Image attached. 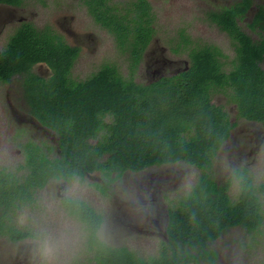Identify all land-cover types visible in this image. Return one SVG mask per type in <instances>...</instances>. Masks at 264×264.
Segmentation results:
<instances>
[{
	"label": "trees",
	"instance_id": "obj_1",
	"mask_svg": "<svg viewBox=\"0 0 264 264\" xmlns=\"http://www.w3.org/2000/svg\"><path fill=\"white\" fill-rule=\"evenodd\" d=\"M235 7L209 14V19L236 42V55L228 71L223 68L220 49L195 45L184 46L187 69L151 84L123 78L112 64L77 82L69 77L76 49L30 26L18 30L1 54L0 80L21 76L32 113L60 138L62 158L42 160L46 167L39 171L40 181L48 177L70 179L92 169L137 172L180 162L200 171L192 190L169 208L167 243L157 256L146 259L125 247L105 245L95 235L99 215L84 204L74 205L72 213L81 214L90 234V264H214L217 254L211 244L219 236L231 228L252 233L261 227L259 196L264 198V183L254 186L246 174H238V194L232 201L228 195L231 179L217 183L208 172L231 129L228 114L211 103L213 94L226 92L238 117L264 127V73L259 67L264 41L252 42L237 27ZM92 12L126 56L133 73L155 34L150 5L136 0L130 1L124 12L111 6ZM37 63L49 68V79L32 72ZM106 116L108 123L103 120ZM87 138L97 139V144L90 145ZM102 154L108 157L99 164L96 159ZM30 161L33 171L34 162ZM11 176L0 172V207L10 204L16 209L25 200L21 192L35 178L23 187L6 180ZM0 233H6L2 217Z\"/></svg>",
	"mask_w": 264,
	"mask_h": 264
},
{
	"label": "flooded vegetation",
	"instance_id": "obj_2",
	"mask_svg": "<svg viewBox=\"0 0 264 264\" xmlns=\"http://www.w3.org/2000/svg\"><path fill=\"white\" fill-rule=\"evenodd\" d=\"M26 1L27 0H0V56L7 48L11 37L18 30L26 29L30 26L39 32H49L51 34V38H53L55 42H57V40H61L68 47L76 49L77 55L72 68L70 69L69 77L71 80L77 82L84 80L85 78L80 79L73 76V68L84 50L88 49L93 51L96 48L93 34L90 30H88V24L86 22H81L79 25L75 26V18L73 16L69 19L67 16H62V24L58 23L57 27H51L46 24L37 25L32 16L28 17L32 14L31 12L33 8L26 11ZM130 1L118 8L117 5L112 4L111 0H70L68 5H62V7H65L68 11L76 10V14H80L83 18H85V21H90L94 26H97L101 30H105L107 32V30L102 27L100 23L95 21L92 10L96 11L97 9H105L108 6H111L113 8H117L118 11L124 12L126 7L129 6ZM145 1L150 5L151 13L154 15L151 3L149 0ZM202 1L204 3V10L201 11L200 19L203 22L214 26L218 29V31H221V29L209 19V14L214 12L221 14L223 10L234 8L236 6L234 17L237 27H239L240 30L252 40V42L264 41V0H212L214 4L208 7L206 6L205 0ZM60 2L62 1L60 0ZM72 2H74V5L71 4ZM35 15L36 14L34 13V18ZM188 29H183L182 32L179 33V46L194 47L196 45L218 48L214 43H211L206 39H204L201 43L198 42L194 44L190 38L191 31ZM221 32H223L229 42H231L233 50V54H231L229 61L224 62L223 64L224 70L227 71L228 69L225 66L229 65L228 68L230 70L232 61H234L236 55V42L233 41L227 33L224 31ZM155 36L156 31L149 40L148 45L142 54L141 62L137 68V70L141 69L142 64L145 65L146 77L144 78L146 80L136 81V83L151 84L162 77L176 75L188 67V58L187 60H182V62L179 60H167L163 55V49L159 50L157 48V40ZM225 57L226 54H224L223 58ZM181 63L182 65H180V67L171 69L173 65ZM263 64L264 54L259 63V67L264 73V67L262 68ZM150 69L151 71H149ZM166 70H169V73H167ZM148 71L150 74H148ZM32 72L44 79H49L52 76L49 68L43 63L35 64L32 67ZM15 80V87L7 88L5 91L2 90V92L0 89V96L4 103L6 116L5 121L8 119V124L10 125L6 128V137L9 138V140L5 139V144L10 145V149L15 153L16 158L20 162L14 171L3 168L0 169V172L10 173L12 176L6 180L11 184L14 180L17 185H21L23 187L29 179L35 178V180L29 183L21 192V195L25 200L21 201L16 209H14L10 204L0 207V217H2L3 228L6 231V233H0V240H5L11 245H20L25 241H30L33 232L35 231V228L27 222L22 225L18 223L17 217L23 208L37 210L40 208V205H50V196H52V204L55 203L58 211L72 213L74 211V207L69 206L63 196L64 191L69 186L70 179L48 177L46 181H40L41 176L39 175V171L42 170L43 167H46L44 163L41 164L42 160L54 161L62 158V154L59 150L60 138L52 128L39 121L32 113L31 108L27 104V91L22 88L21 76H12L8 81L0 80V84L10 85L14 83ZM230 105V115L233 116H230L229 119L231 129L227 140L222 144L220 150L223 149L229 141L234 139L237 132L245 131V125L256 124L260 126L259 131L253 132L256 137L255 139H251L250 134L245 136L246 138H249L246 142L258 143L260 141V135L264 133V127L256 121H250L238 117L236 105L234 103H231ZM216 106L220 107L228 114L224 104ZM103 120L108 123L110 118L106 116ZM85 141L90 145L97 144V139L87 138ZM241 148L242 145L236 140L235 144L233 143L231 151L239 150ZM107 157V154H102L98 156V159L96 160L99 164L101 162V164H104ZM30 160L34 162L32 163L33 171L30 167ZM90 164L91 163H89V165ZM169 165L173 164L150 167L137 172L126 170L121 173H109V170L107 169H92L91 171L85 170L81 176H75L79 178V181H86L90 184V186H93L96 192H98V194L102 197H105L107 201L106 208L108 209H106V212L103 213L100 210L98 211L95 207L94 199L89 192H80L81 199L79 204H84L88 209L99 215L100 223L95 235L100 241H102L105 245L114 248L124 247L114 246L110 243L112 237H105L107 232L112 233L114 231L116 233V231H127L129 233L135 231L139 234L159 239L160 250L158 254L160 253L162 250V244L167 243L168 240L166 229L169 220V207H166V205L164 206V203L162 205L159 204V201H163V198H159V196H161L162 190L169 186L170 180L174 179V173L171 169H169ZM44 171L47 172L46 169H44ZM238 174H246L251 180L246 171H235L233 177H235V181H237V183ZM127 175H130V177H127ZM228 180L229 179L216 182L223 183ZM230 181H232V178ZM49 187L54 188L55 195L51 194V192L47 190ZM230 187L231 184L229 189ZM42 193H45V195L42 196ZM5 199L7 203H10L8 196H5ZM74 215L84 228L85 246L87 253L90 255L89 258H91V251L87 245V241L90 237L87 224L84 222L81 214L79 216L76 214ZM14 233L17 235L18 239H13ZM19 253H24L22 246L20 247ZM86 264H90L88 260L86 261Z\"/></svg>",
	"mask_w": 264,
	"mask_h": 264
},
{
	"label": "rangeland",
	"instance_id": "obj_3",
	"mask_svg": "<svg viewBox=\"0 0 264 264\" xmlns=\"http://www.w3.org/2000/svg\"><path fill=\"white\" fill-rule=\"evenodd\" d=\"M27 0L26 11L33 8L32 14L28 17H33L37 25L46 24L48 26L57 27L61 23V17L71 16L75 18L74 25H79L81 22L88 24V30L93 34L95 50H84L79 59L76 61L73 68V76L75 78H87L95 73L105 64L115 65L119 74L126 79L131 78L136 81H145L146 67L142 64L141 69H136L130 73L127 66L126 56L119 52L113 37L105 30H101L97 26L91 24L90 21H85L80 14H76V10L68 11L62 5H68L70 0ZM130 0H111L112 4L119 7L123 6ZM154 12V25L156 31L157 48L163 49V55L167 60L175 61L187 60L184 47L179 46V33L184 29L191 31L190 38L196 43H201L204 39L214 43L220 51L226 54L225 58H221L222 63L228 62L231 54H233L231 42L226 35L218 31L214 26L208 25L200 19L201 11L204 10L202 0H149ZM206 6L213 3L212 0H205ZM74 5V2L71 3ZM34 13L35 18H34ZM24 15V14H22ZM188 31V32H189ZM255 37V36H254ZM192 42V43H193ZM165 48V49H164ZM173 49H178V52H173ZM189 63V62H188ZM181 64L173 65L171 69L180 67ZM229 70V65L225 66ZM264 64L262 65V68ZM168 69V68H167ZM227 70V71H228ZM151 71V69L149 70ZM148 71V74L150 72ZM169 73V70L167 71ZM16 80L10 85H1L0 89L5 91L7 88H14ZM226 91V90H225ZM226 92H218L212 95L211 100L215 105L224 104L228 111L230 119V104L227 99ZM1 99V96H0ZM5 108L3 99L0 100V169H8L14 171L20 162L15 153L10 149V145L5 144L7 138L6 128L8 119L5 121ZM245 131L236 133V138L229 141L223 149H221L214 157L210 169V176L215 181L231 179V187L228 195L232 201L236 200L238 194V183L235 181L233 174L235 171L244 170L250 176L254 186L264 183V133L260 135L258 143L246 142L249 138L245 136L250 134L251 139H255L254 131H259L260 126L245 125ZM239 142L242 148L231 151L233 143ZM169 169L174 173L173 180H170L169 186L162 190L161 196L163 204L166 207L173 208L178 201L187 195L200 175V171L185 163H175L169 165ZM130 177V175H127ZM134 178V177H133ZM51 194L55 195L53 187L47 189ZM118 190V188H117ZM79 191L89 192L93 199L94 205L98 211L106 212L107 201L96 192L93 186H90L86 181H79ZM45 193H42L44 196ZM262 204L263 221L258 231L248 233L245 229L236 227L227 230L224 234L212 242L211 248L216 252L217 259L214 264H264V198L259 196ZM52 204V196L49 197ZM97 201V202H96ZM21 217H24V222L31 224L35 229L44 221L45 218H51L48 204L40 205L37 210L23 208L19 212L17 221L21 223ZM113 231L107 232L105 237H112L110 243L114 246H124L132 251L136 256L148 258L156 256L160 250V241L157 238L148 235L139 234L135 231ZM23 247V254L19 253L20 247ZM89 253L85 246V231L83 228V239L76 246L75 250L66 257V264H85L89 259ZM0 264H35V259L32 255L29 241H25L20 245H11L5 240H0ZM208 264V263H202Z\"/></svg>",
	"mask_w": 264,
	"mask_h": 264
},
{
	"label": "clouds",
	"instance_id": "obj_4",
	"mask_svg": "<svg viewBox=\"0 0 264 264\" xmlns=\"http://www.w3.org/2000/svg\"><path fill=\"white\" fill-rule=\"evenodd\" d=\"M63 196L69 206L79 204L81 194L78 177L70 178ZM48 209L51 218H45L35 229L29 246L35 264H66V257L83 239V226L74 214L58 211L55 203L48 205ZM23 222L24 217H21Z\"/></svg>",
	"mask_w": 264,
	"mask_h": 264
}]
</instances>
